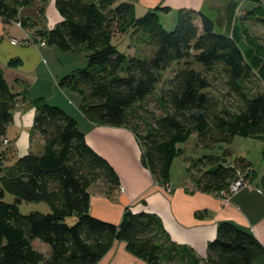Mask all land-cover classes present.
Returning a JSON list of instances; mask_svg holds the SVG:
<instances>
[{"label": "trees", "instance_id": "1", "mask_svg": "<svg viewBox=\"0 0 264 264\" xmlns=\"http://www.w3.org/2000/svg\"><path fill=\"white\" fill-rule=\"evenodd\" d=\"M30 2L0 0V18L25 26L19 9ZM54 6L60 22L50 30H37L35 37L60 52L83 51L87 60L85 68L62 77L59 87L79 96V110L90 123L129 129L140 146L142 164L159 186L168 184L172 162L182 152L177 145L192 135L203 150L229 144L236 136L264 142V90L248 92L255 68L235 37L236 25H231L236 1L226 5L229 10L226 7L224 16L208 10H179L169 32L156 11L136 17L133 3L123 0H54ZM130 30L147 40V56H127L112 45L116 34ZM181 61L183 66L166 81L158 105L163 114L153 115L152 123L141 127L136 107ZM214 68L220 70L226 96L235 99L230 107H223L220 97L211 92L208 73ZM18 102L0 71V143ZM31 104L33 130L43 147L38 155L15 156L0 175V264H96L115 240L125 241L128 251L146 264L200 263L188 248L170 240L153 214L126 211L119 225L92 217L89 186L100 182L109 190L117 189L116 172L86 143L77 122L61 108L43 99ZM261 156L264 160V143ZM192 166L197 174L192 180L201 192L224 190L238 174L247 181L254 175L246 159L232 158L229 152L203 155ZM5 193L15 201L1 202ZM20 202L45 203L50 211L21 214ZM69 218L75 219L73 225L66 223ZM36 241L48 253L37 250ZM263 256L264 247L250 232L228 222L218 225L206 250L208 264H254Z\"/></svg>", "mask_w": 264, "mask_h": 264}, {"label": "crops", "instance_id": "2", "mask_svg": "<svg viewBox=\"0 0 264 264\" xmlns=\"http://www.w3.org/2000/svg\"><path fill=\"white\" fill-rule=\"evenodd\" d=\"M47 1L48 6L45 9ZM123 1L133 3L136 17L156 11L164 28V22L165 25L175 27L179 10L196 12L208 10L213 15L219 13L220 16H224L223 9L232 0ZM233 1L237 2L235 8L237 10L239 0ZM163 8L166 11H161ZM235 9L234 18L240 19L236 16ZM18 15L19 19L24 20L22 22L30 37H35V32L41 28L52 29L61 20L55 9L54 0H31L24 9H19ZM22 36L23 31L18 29L13 21L6 22L0 18V71L11 93L18 95L19 100L15 104L12 120L5 135V139L10 143L12 141L16 157L28 153L38 155L42 151L43 141L33 130L35 108L31 102L43 99L47 104L61 108L77 122L86 143L110 164L119 178V186L114 190H109L100 182L89 186V213L92 217L119 225L126 211L133 214L141 212L153 214L160 219L170 240L178 246L188 248L200 259L199 264H208L207 246L215 239L217 227L222 222H228L238 229L250 232L264 247L262 182L261 186L239 190L225 202L218 196L217 191L201 192L196 189L192 178L188 177L189 162L183 157L186 166L182 168L179 164L177 179L172 178L170 168L168 185L171 192L166 193L142 164L140 146L129 129L90 123L79 110L80 98L75 101L69 100L66 96V91L69 90L59 87L58 83L62 77L84 68L87 60L83 58L84 60L79 62L77 55L60 52L54 46L10 44L11 39L19 40ZM76 52L83 51L72 53ZM83 54L86 58V54L84 52ZM23 96L25 100L22 99ZM28 104L31 106L30 109H25ZM259 140L262 141L263 148V139ZM180 150L182 152L176 158L183 156V150ZM119 188H122L123 192H120ZM96 264L146 263L128 251L125 241L115 240ZM254 264H264V256Z\"/></svg>", "mask_w": 264, "mask_h": 264}, {"label": "rangeland", "instance_id": "3", "mask_svg": "<svg viewBox=\"0 0 264 264\" xmlns=\"http://www.w3.org/2000/svg\"><path fill=\"white\" fill-rule=\"evenodd\" d=\"M45 6L46 9L48 6V1ZM226 7L227 6H225V8L223 9L224 15L228 8ZM250 10L253 11L252 14L254 15L249 16ZM236 16L240 19H235L234 17H232L231 21L232 27L233 25H236L234 33H236L237 36L235 37H238V40L246 54V58L253 64L255 68L254 77L252 78L251 82L247 84V87L250 89V91L248 92L252 93L258 90L263 91L264 78L262 76V73L264 74V0H239V6L236 10ZM247 16H249L251 19L245 20ZM22 28L26 32L25 26L22 25ZM164 29L168 32L172 31L174 29V25H165L164 22ZM112 45H114L120 53H123L127 56H130L132 54H139L140 56L144 57L150 53V47L145 37L139 34V32H133L132 30L124 35L116 34L115 37L112 38ZM71 54L77 55L79 57V62L84 59L86 60L83 52H70L68 55ZM182 66V61L174 64V66L169 71L163 74L161 82L156 86L153 95L140 106L136 107L137 111L135 113L141 119L139 120L141 123V127H146V124H151V117L153 115L157 117L163 114L158 105L159 102L163 101V92L165 89L166 81ZM194 66L198 68L199 71H203L201 67L196 65ZM208 77L212 82L211 92L216 95V97H220L222 106L226 107V104L227 106H229L230 104L234 105L235 99L231 96H226L227 91L223 84V79L219 68H214L212 71H210L208 73ZM66 96L71 101L79 100V96L71 91H66ZM11 143H7L5 146L0 143V175L4 171H6L15 161L16 154L12 155L11 153V155H8L9 149L13 146ZM177 148L183 150V156L175 158L176 160H174L173 165L171 166V176L173 179H177L179 177L177 170L180 169V165L182 166V168L186 166V164L183 162V157H185L189 162L190 168L188 170V177L195 178L197 177V174L194 172L192 166L194 161H196L203 155L218 154L222 156L224 152H229L232 158H244L248 162H250L251 169L254 171V175L251 179V181L253 182L250 183V181H248L250 187H255L256 185L261 186L262 178L264 176V160L261 156L262 141L259 139L250 137L242 138L236 136L229 144H222L220 148L217 147L212 150H203L198 146V139L196 135H192L186 143L178 144ZM14 201V197L8 193H5L3 199L1 200V202L9 204L13 203ZM18 208L21 214H28L30 212H40L46 214L50 211L49 207L45 203L20 202L18 204ZM66 223L68 225H73L75 223V219L69 218ZM34 245L37 250L48 253L47 247L45 245L39 243L38 241L34 242Z\"/></svg>", "mask_w": 264, "mask_h": 264}, {"label": "built area", "instance_id": "4", "mask_svg": "<svg viewBox=\"0 0 264 264\" xmlns=\"http://www.w3.org/2000/svg\"><path fill=\"white\" fill-rule=\"evenodd\" d=\"M14 25L20 29L21 31H23V36L19 39H11L10 40V44L11 45H40V46H45V41L43 39L40 38H36V37H30L22 28V23L20 21H15L13 22ZM2 145L5 146L8 141L7 139H2L1 141ZM162 189L166 192V193H170L171 192V187L168 184H165L163 186H161ZM243 188H251L250 185L248 184V181L245 179L243 174H238L237 177L230 182V184L228 185V187L224 190H221L218 192V196L224 200L225 202L229 201V198L232 194L238 192L239 190L243 189ZM120 192H123L122 188H119Z\"/></svg>", "mask_w": 264, "mask_h": 264}, {"label": "water", "instance_id": "5", "mask_svg": "<svg viewBox=\"0 0 264 264\" xmlns=\"http://www.w3.org/2000/svg\"><path fill=\"white\" fill-rule=\"evenodd\" d=\"M26 106H27V107H25V109H30V107H31L29 104L26 105Z\"/></svg>", "mask_w": 264, "mask_h": 264}]
</instances>
